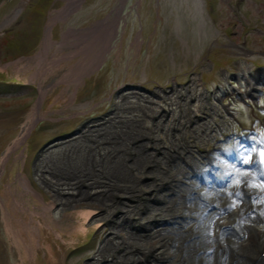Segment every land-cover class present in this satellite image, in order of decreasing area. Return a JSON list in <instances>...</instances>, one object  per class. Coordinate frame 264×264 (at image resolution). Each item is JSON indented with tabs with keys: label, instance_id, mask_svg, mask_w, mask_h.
Masks as SVG:
<instances>
[{
	"label": "rangeland",
	"instance_id": "rangeland-1",
	"mask_svg": "<svg viewBox=\"0 0 264 264\" xmlns=\"http://www.w3.org/2000/svg\"><path fill=\"white\" fill-rule=\"evenodd\" d=\"M53 1L0 0V63L35 49L43 9L55 13L66 3ZM118 2L83 0L51 37L92 27ZM116 29L114 47L81 87L83 76L66 77L80 56L50 69L35 58L7 64L20 82L0 80L2 170L7 162L0 196L12 212L0 205V264H201L209 255L221 259L214 264H264V0H127ZM30 84L45 90L38 113ZM34 114L54 123L40 120L12 148ZM26 151L22 180L37 197L23 198L51 207L35 216L49 241L35 242L34 252L23 246L21 218L31 222L29 213L7 189ZM214 199L230 207L205 217ZM83 213L85 231L72 234ZM7 222L20 226V237ZM246 227L261 238L241 257ZM229 228L237 248L220 232ZM199 231L213 236L209 244L195 237Z\"/></svg>",
	"mask_w": 264,
	"mask_h": 264
},
{
	"label": "bare ground",
	"instance_id": "bare-ground-1",
	"mask_svg": "<svg viewBox=\"0 0 264 264\" xmlns=\"http://www.w3.org/2000/svg\"><path fill=\"white\" fill-rule=\"evenodd\" d=\"M79 2L78 1H75ZM127 0H119L118 4L116 5V7L112 10V12L103 20L99 21L98 23H96L93 27L88 28L86 30H82L79 33L74 32V31H69L66 33L65 37L66 39H70V38H74L72 40L69 41L70 46L73 47V50L70 51L67 54L64 55H60V56H56L53 61H60L61 59H63L64 57H67L68 55H78L80 54L81 58L80 60L71 65V71L75 74L79 73L80 71L81 74L86 72L88 69L92 68L93 65L95 63H97L98 61H100L104 54L108 51H110L113 47L112 43V39L115 37L116 35V28L118 25V19L121 18V14L122 11L125 7ZM65 43V40L62 42V44ZM45 49L47 48V45L44 44ZM35 123V118H32L30 120V122H28L23 128L22 131L18 137V139L15 140L14 145L16 144H22L23 141L25 140L26 136L29 134L31 128L33 127ZM228 170V168H226ZM228 175H232V173L228 174ZM21 182H19L20 185ZM22 186L23 189L25 191L26 194H28L29 192H32L28 186V184L26 182H22ZM9 187V186H8ZM8 190H10V187L8 188ZM36 197L37 195L32 192ZM23 195V193H21L20 198H12V203L13 205H18L19 210L21 212H28L29 216H30V221L31 222H26V220H24L23 218H21V223H22V228L25 229V231H27V235H28V242L23 243V246H26L27 248L30 249L31 252L35 251V247H34V243L36 242L37 244L40 245L41 241H44L46 244H48L46 237L47 235L41 232V228L40 226L43 225V222L38 219L35 218L36 215H42L45 216V211H49L50 210V203H44L41 199V205H32V206H28V202L26 200H23L21 198V196ZM36 200V199H35ZM245 201V199H244ZM209 203L213 204L214 210L213 211H207L204 212L205 213V217H213V219L216 217L215 214L216 213V209L218 210H223L224 213L227 212L228 208L230 207V205H228V201H224L223 199H214L212 201H209ZM245 203V202H244ZM244 203L241 205V207H243ZM0 204L2 206V214H5L7 216H9L10 213H12L7 206L2 202V200H0ZM249 207H254L251 204H248ZM15 209V208H14ZM35 209H40L41 211H37ZM96 216L100 215L95 214ZM84 216H88V213L84 214ZM194 223L192 226H197L198 222L196 221V219H193ZM35 224H34V223ZM53 223V220H50L49 222ZM8 228L11 231V234H13V236L15 238L20 237L21 233L19 234V229L20 226L19 225H15L13 226L12 223L7 222ZM48 224H45L46 227L49 226ZM205 224H202L201 229L204 228V231H208L212 229V225H207L205 226ZM14 227V229H13ZM247 230V241L246 242H239L238 248L235 247L233 241H231V236H235V233H237L236 228H229V234L227 232H225L224 229H221L220 232L223 234V236H225L226 240L225 242L227 243V246L230 247V249L232 248H237L239 251H241V257L244 256L243 254L247 252H252L254 251L256 248H258V244H259V240L258 238H261L260 234L256 233V230L251 229L249 227H246ZM81 231H85L84 228V222H81L79 224V226L76 228V230L74 231L75 234H78ZM204 231H199V232H194L195 233V237H199V239L207 242V244L210 243L211 239L213 238V236H205V232ZM36 235V236H35ZM184 243L187 244V241L184 240ZM232 243V245H231ZM47 251L48 253H51V251L49 252V245H47ZM211 250L213 249L212 246ZM211 250L210 248H208L209 253L211 254ZM245 250V251H242ZM207 261H204L202 258H200L199 261H201L205 264H214V262H220L221 259H212L210 255L207 257L206 259ZM244 260V258H243ZM223 262V261H222Z\"/></svg>",
	"mask_w": 264,
	"mask_h": 264
},
{
	"label": "trees",
	"instance_id": "trees-1",
	"mask_svg": "<svg viewBox=\"0 0 264 264\" xmlns=\"http://www.w3.org/2000/svg\"><path fill=\"white\" fill-rule=\"evenodd\" d=\"M1 74V73H0Z\"/></svg>",
	"mask_w": 264,
	"mask_h": 264
}]
</instances>
